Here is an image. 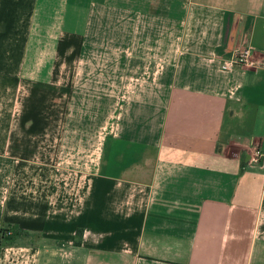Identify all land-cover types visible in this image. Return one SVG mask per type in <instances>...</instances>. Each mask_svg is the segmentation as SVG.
<instances>
[{
    "label": "crops",
    "instance_id": "0c3cea01",
    "mask_svg": "<svg viewBox=\"0 0 264 264\" xmlns=\"http://www.w3.org/2000/svg\"><path fill=\"white\" fill-rule=\"evenodd\" d=\"M3 226L0 264H264V0H0Z\"/></svg>",
    "mask_w": 264,
    "mask_h": 264
},
{
    "label": "trees",
    "instance_id": "16d2710c",
    "mask_svg": "<svg viewBox=\"0 0 264 264\" xmlns=\"http://www.w3.org/2000/svg\"><path fill=\"white\" fill-rule=\"evenodd\" d=\"M22 232L18 230V228H13L9 226H3L0 228V245H7L12 244L15 237L18 235H21ZM82 231L77 230V240L75 241V244H80V237H81Z\"/></svg>",
    "mask_w": 264,
    "mask_h": 264
},
{
    "label": "built area",
    "instance_id": "2783aa9c",
    "mask_svg": "<svg viewBox=\"0 0 264 264\" xmlns=\"http://www.w3.org/2000/svg\"><path fill=\"white\" fill-rule=\"evenodd\" d=\"M250 63H251V61H250V50L245 49L242 52L238 53L232 62L225 63L224 65L227 68H234V67L247 66V65H250ZM260 156H261V154L258 151L255 152V158H258Z\"/></svg>",
    "mask_w": 264,
    "mask_h": 264
},
{
    "label": "rangeland",
    "instance_id": "374dc122",
    "mask_svg": "<svg viewBox=\"0 0 264 264\" xmlns=\"http://www.w3.org/2000/svg\"><path fill=\"white\" fill-rule=\"evenodd\" d=\"M116 1V0H114ZM225 66V65H224ZM55 104H62L61 101H56ZM58 119H60L59 117H53V118H48V120H50V122L52 123H58ZM77 166L76 165H73L72 167H70V172H72V170H77Z\"/></svg>",
    "mask_w": 264,
    "mask_h": 264
}]
</instances>
